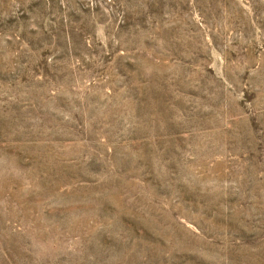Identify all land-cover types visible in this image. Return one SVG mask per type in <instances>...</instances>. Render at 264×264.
Listing matches in <instances>:
<instances>
[{
  "label": "rangeland",
  "instance_id": "obj_1",
  "mask_svg": "<svg viewBox=\"0 0 264 264\" xmlns=\"http://www.w3.org/2000/svg\"><path fill=\"white\" fill-rule=\"evenodd\" d=\"M0 264H264V0H0Z\"/></svg>",
  "mask_w": 264,
  "mask_h": 264
}]
</instances>
